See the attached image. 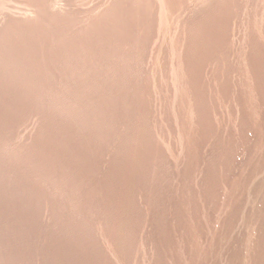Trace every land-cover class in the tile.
<instances>
[{"label":"rangeland","instance_id":"374dc122","mask_svg":"<svg viewBox=\"0 0 264 264\" xmlns=\"http://www.w3.org/2000/svg\"><path fill=\"white\" fill-rule=\"evenodd\" d=\"M0 264H264V0H0Z\"/></svg>","mask_w":264,"mask_h":264},{"label":"bare ground","instance_id":"6f19581e","mask_svg":"<svg viewBox=\"0 0 264 264\" xmlns=\"http://www.w3.org/2000/svg\"><path fill=\"white\" fill-rule=\"evenodd\" d=\"M159 2H160V4H161V7L163 8L164 7V0H159ZM4 4V3H3ZM6 5V4H5ZM4 5V6H5ZM6 9H7V7H6ZM243 42V41H242ZM225 70V69H224ZM220 74V73H219ZM222 82V81H221ZM228 89V88H227ZM228 91V90H227ZM230 92V91H229ZM221 93V92H220ZM218 94V93H217ZM217 99V98H216ZM218 99H220V98H218ZM182 137V136H181ZM183 144V143H182ZM262 182V181H261ZM253 188V187H252ZM245 189V188H244ZM256 189V188H255ZM250 191V190H249ZM236 193V192H235ZM249 196V195H248ZM259 197V196H258ZM243 198V197H242ZM255 198V197H254ZM251 199V198H250ZM251 205V204H250ZM258 207V206H257ZM258 210V209H257ZM260 210V209H259ZM256 212V211H255ZM257 214V213H256ZM253 218V217H252ZM254 222V221H253ZM229 224V223H228ZM248 225V224H247ZM250 228V227H249ZM246 229V228H245ZM252 229V228H251ZM258 231V230H257ZM254 237V236H253ZM247 239V238H246ZM242 242V241H241ZM254 243V242H253ZM243 246H245V245H243Z\"/></svg>","mask_w":264,"mask_h":264}]
</instances>
